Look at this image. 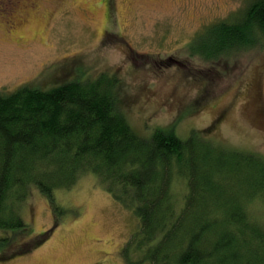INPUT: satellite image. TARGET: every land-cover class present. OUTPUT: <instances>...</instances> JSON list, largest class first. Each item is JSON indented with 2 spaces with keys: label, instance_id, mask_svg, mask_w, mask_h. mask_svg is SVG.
I'll return each instance as SVG.
<instances>
[{
  "label": "rangeland",
  "instance_id": "1",
  "mask_svg": "<svg viewBox=\"0 0 264 264\" xmlns=\"http://www.w3.org/2000/svg\"><path fill=\"white\" fill-rule=\"evenodd\" d=\"M252 1L11 0L7 7L0 0V94L47 89L80 68L91 80H115L120 112L140 136L195 132L264 158V47L207 57L195 41L208 27L235 22ZM98 182L80 177L54 192L55 204L30 190L18 208L30 229L21 241L38 245L23 254L10 245L0 264H125L121 250L136 217ZM248 209L262 212L264 204Z\"/></svg>",
  "mask_w": 264,
  "mask_h": 264
},
{
  "label": "trees",
  "instance_id": "2",
  "mask_svg": "<svg viewBox=\"0 0 264 264\" xmlns=\"http://www.w3.org/2000/svg\"><path fill=\"white\" fill-rule=\"evenodd\" d=\"M195 41L207 57L264 47V0ZM107 78L91 80L77 68L59 85L0 94V260L10 245H17L13 254L38 245L21 241L30 229L18 208L30 190L55 204V191L94 175L136 217L121 250L125 264H264V210L248 209L264 204V158L195 132L187 139L172 128L138 135Z\"/></svg>",
  "mask_w": 264,
  "mask_h": 264
},
{
  "label": "flooded vegetation",
  "instance_id": "3",
  "mask_svg": "<svg viewBox=\"0 0 264 264\" xmlns=\"http://www.w3.org/2000/svg\"><path fill=\"white\" fill-rule=\"evenodd\" d=\"M8 1V4H7V7H8V5H10L11 4V0H7Z\"/></svg>",
  "mask_w": 264,
  "mask_h": 264
}]
</instances>
